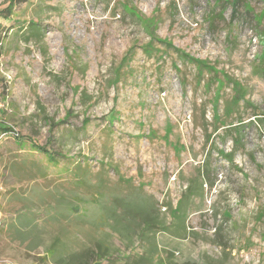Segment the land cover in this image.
I'll use <instances>...</instances> for the list:
<instances>
[{
    "label": "rangeland",
    "instance_id": "obj_1",
    "mask_svg": "<svg viewBox=\"0 0 264 264\" xmlns=\"http://www.w3.org/2000/svg\"><path fill=\"white\" fill-rule=\"evenodd\" d=\"M263 59L264 0H0V152L108 162L172 214L202 188L174 264H264Z\"/></svg>",
    "mask_w": 264,
    "mask_h": 264
},
{
    "label": "crops",
    "instance_id": "obj_2",
    "mask_svg": "<svg viewBox=\"0 0 264 264\" xmlns=\"http://www.w3.org/2000/svg\"><path fill=\"white\" fill-rule=\"evenodd\" d=\"M18 147L0 152V258L16 264H174L169 252L173 240L194 237L187 204L193 199L203 202L202 188L185 191L172 214V204L164 205L156 193L135 185L126 190L131 181L112 178L108 162L95 172L86 169L91 164L83 159H59L46 150V157H36ZM102 172L108 179L105 188L122 190L90 217L101 204L98 188L90 187L99 185ZM129 193L137 196V202L125 208L122 200ZM162 233L170 237L168 243L161 239ZM137 240L141 252L126 255Z\"/></svg>",
    "mask_w": 264,
    "mask_h": 264
},
{
    "label": "built area",
    "instance_id": "obj_3",
    "mask_svg": "<svg viewBox=\"0 0 264 264\" xmlns=\"http://www.w3.org/2000/svg\"><path fill=\"white\" fill-rule=\"evenodd\" d=\"M3 107H4V104H3V102L0 100V111L3 109ZM12 135H13V137L15 138V137L18 136V133H14V134H12ZM4 136H7V131H4V132H1V133H0V139H2ZM163 209L165 210L166 208H163ZM1 225H2V215H1V212H0V227H1ZM0 264H16V263L12 262V261L9 260V259L0 258Z\"/></svg>",
    "mask_w": 264,
    "mask_h": 264
},
{
    "label": "trees",
    "instance_id": "obj_4",
    "mask_svg": "<svg viewBox=\"0 0 264 264\" xmlns=\"http://www.w3.org/2000/svg\"><path fill=\"white\" fill-rule=\"evenodd\" d=\"M263 61H264V59H263ZM264 63V62H263ZM263 65V64H262ZM262 69L264 70V66H262ZM230 127H234V126H228V128H230ZM236 127V126H235ZM3 129V128H2ZM52 157H54V156H52ZM188 192L190 191V192H198L199 191V189H197V190H192V189H188L187 190ZM180 203H178V205H179ZM179 208V207H178ZM165 229H168L167 227H163V230H165Z\"/></svg>",
    "mask_w": 264,
    "mask_h": 264
}]
</instances>
